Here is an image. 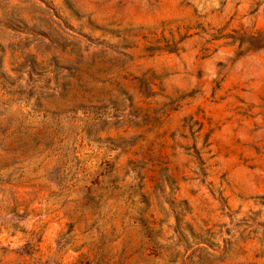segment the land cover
Returning <instances> with one entry per match:
<instances>
[{
	"label": "rangeland",
	"instance_id": "rangeland-1",
	"mask_svg": "<svg viewBox=\"0 0 264 264\" xmlns=\"http://www.w3.org/2000/svg\"><path fill=\"white\" fill-rule=\"evenodd\" d=\"M0 264H264V0H0Z\"/></svg>",
	"mask_w": 264,
	"mask_h": 264
}]
</instances>
